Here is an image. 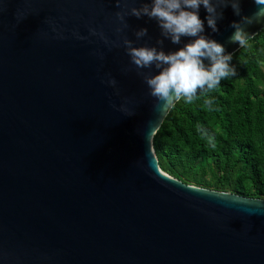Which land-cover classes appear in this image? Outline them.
<instances>
[{"label": "water", "instance_id": "1", "mask_svg": "<svg viewBox=\"0 0 264 264\" xmlns=\"http://www.w3.org/2000/svg\"><path fill=\"white\" fill-rule=\"evenodd\" d=\"M240 7L257 10L254 0ZM117 11L115 0H0V264H264L263 198L158 167L152 136L171 106L157 111L123 46L89 34L117 40ZM222 11L216 33L203 6L199 16L233 53L241 16ZM126 20L130 39L148 29L134 46H156L155 21ZM262 28L246 26L250 38ZM125 102L134 115L119 110Z\"/></svg>", "mask_w": 264, "mask_h": 264}, {"label": "trees", "instance_id": "2", "mask_svg": "<svg viewBox=\"0 0 264 264\" xmlns=\"http://www.w3.org/2000/svg\"><path fill=\"white\" fill-rule=\"evenodd\" d=\"M232 54L237 74L192 103L176 101L152 149L158 167L183 183L264 199V28Z\"/></svg>", "mask_w": 264, "mask_h": 264}, {"label": "clouds", "instance_id": "3", "mask_svg": "<svg viewBox=\"0 0 264 264\" xmlns=\"http://www.w3.org/2000/svg\"><path fill=\"white\" fill-rule=\"evenodd\" d=\"M115 3L117 8H120V11L115 13L116 19L120 22V26L115 30L117 40L110 41L102 31L94 27H89V34L98 36L109 49L124 47L126 55L130 58V65L135 66L137 73L143 77L149 89L148 95L158 101L157 111L163 112L181 99L186 103H192L198 93L210 92L222 80L237 74L232 64L233 54L226 51L224 44L204 34L205 24L200 19L199 11L203 6L207 13L205 17L207 26L216 33L219 31L217 22L223 19L224 8L231 5L234 14L241 16V0H115ZM129 3H139L140 6L129 8ZM254 3L257 10L251 16H241L238 22L234 21L230 25L234 31L228 37L229 44L238 45L239 48L246 47L251 35L246 26L264 23V0H254ZM130 16L137 19L147 17L156 22L160 29V38L155 41L156 46H134L148 37V29L145 27L133 32L135 40L123 34L130 27L126 20ZM73 35L80 40L87 39L78 32H74ZM166 40L172 45L182 46L166 52L164 50ZM99 55L103 59V54ZM144 69L149 71H142ZM152 69L156 70L155 74L152 73ZM102 83L115 89L119 95L115 78L108 75ZM205 103L211 106L212 100L207 99ZM119 110L125 112L127 116L134 115L129 112L126 102L120 105ZM198 131L203 132V129Z\"/></svg>", "mask_w": 264, "mask_h": 264}]
</instances>
